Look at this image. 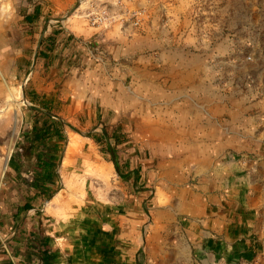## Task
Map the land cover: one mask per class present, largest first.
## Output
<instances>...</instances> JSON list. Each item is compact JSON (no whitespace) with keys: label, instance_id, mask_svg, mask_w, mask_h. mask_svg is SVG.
I'll list each match as a JSON object with an SVG mask.
<instances>
[{"label":"crops","instance_id":"obj_1","mask_svg":"<svg viewBox=\"0 0 264 264\" xmlns=\"http://www.w3.org/2000/svg\"><path fill=\"white\" fill-rule=\"evenodd\" d=\"M93 1L107 4L114 20L89 26L90 5L78 18L69 16L78 0H48L47 7L37 2L40 16L32 23L21 15L25 39L35 41L25 73L29 108L50 113L48 123L61 125V137L68 125L90 127L86 134L73 131L74 141L101 140V148H113L124 178L107 160L108 171L140 189H154L148 240L138 245L135 229L141 221H131L129 245L118 248L116 264H255L264 259V70L220 71L212 39L208 52L188 51L198 39L187 36L181 0ZM1 15L4 34L11 12ZM2 96L0 88V106ZM45 119L21 118L27 131L12 144L11 124L0 118V264H39L29 242L36 243L38 235L50 237L47 250L53 254L59 253L56 241L65 238L55 229L24 234L18 229L23 215L2 212L11 208L19 188L16 177H27L33 185L35 159L24 156L20 146L31 126ZM60 140L52 138L57 151ZM69 149L70 156L80 146L69 143ZM32 185L30 199L37 201L42 195ZM5 221L15 225L13 230ZM81 245L69 244L77 257L72 264H86Z\"/></svg>","mask_w":264,"mask_h":264},{"label":"rangeland","instance_id":"obj_2","mask_svg":"<svg viewBox=\"0 0 264 264\" xmlns=\"http://www.w3.org/2000/svg\"><path fill=\"white\" fill-rule=\"evenodd\" d=\"M47 1L0 0V20H3V12H11L9 30L3 34L0 29V88L3 91L0 118L8 120L11 124L9 137L12 144H15L22 131H27L28 127L20 124L21 118L28 121L32 118L28 110L29 76L25 70L34 52L35 41L25 39L21 14L32 10L37 2L47 7ZM82 2L83 0H78V3L71 7L69 16L78 18L88 5L91 9L108 10L109 7L99 1L90 0L77 11ZM116 4L125 7L121 2ZM184 8L187 36L198 39L195 46L194 43L188 45V51L193 52L196 47V51L208 52V44L212 39V52L218 55L216 63L220 71L264 70V0H181V9ZM50 15L49 13L48 16ZM169 17L172 19L173 14ZM15 97L18 100H15ZM64 129L66 133H63L57 143L59 148L54 160L59 180L48 189L49 193L56 191L54 195L48 199L49 193H46L37 201L31 200V181L27 177L19 176L16 177L19 188L15 190L16 194L10 201L11 208L5 207L2 212H14L25 200L31 201L27 206L29 210L22 214L24 220L20 222L18 229L24 234L33 230L44 234L55 229L56 234L65 237L56 241L59 253H51L54 258L52 264H72L77 257L75 255L73 258L74 253L68 249L69 244L77 241L81 245V239L85 238L86 264L108 263L109 259L97 250L99 246H103V249L107 246L106 255L115 262V257L120 255L118 248L129 245L127 238L134 223L131 221H141L135 229L138 245L143 246L148 240L147 217H150L153 211L149 201L154 196V189H140L131 182L121 180L114 171H108L105 162L109 161L110 156L105 153L104 147L101 148L93 142L83 144L82 141H74L76 136L73 131L86 134L90 127L68 125ZM69 143L80 146V149L70 156V149L67 151ZM28 166V163L25 164V167ZM14 176L11 174L8 178L13 179ZM2 180L3 183L7 180L6 174ZM32 207L37 210H31ZM5 226L12 230L15 227L13 223L6 221ZM46 244L50 247V237ZM255 264H264V259L261 258Z\"/></svg>","mask_w":264,"mask_h":264},{"label":"trees","instance_id":"obj_3","mask_svg":"<svg viewBox=\"0 0 264 264\" xmlns=\"http://www.w3.org/2000/svg\"><path fill=\"white\" fill-rule=\"evenodd\" d=\"M26 12L22 13L23 21L32 23L36 21L40 16L39 6H34L32 11L29 14ZM31 112V117L33 118H46L40 125H32L28 134L26 135V144L20 146L23 150L24 156L27 158L29 156H34V164H33V174L34 181L32 188L36 190V195L44 196L46 193H49V187L55 182L59 180V176L56 170V166L54 165V160L56 158V146L52 141L53 137H61L62 127L61 125H55L53 123H48V120L51 118L50 113L43 114L40 111H37L33 108H28ZM40 119L35 120V123H38ZM98 145H102V141L99 139L92 138ZM115 145H117V140H114ZM105 153L110 156L109 161L113 164L114 169L117 175L120 178H124L119 172V164L118 159L115 155V152L111 146H106ZM35 154V155H33ZM29 160V159H28ZM56 191L50 192L47 194V198L50 199ZM29 210L26 206L22 209L19 207L16 209V214H23L25 211ZM35 242H29V247L35 250V257L40 261L39 264H52L54 258L51 257V253L47 250V242L48 238L44 236H37ZM81 244L86 252V238L82 239ZM107 246L103 249V246H99L97 249L100 254L104 255L105 258L109 259L106 264H116L115 262L108 258L106 254L108 251H105ZM104 250V251H103ZM141 255V252H140ZM86 257V254H85ZM33 258L28 254V261L32 262ZM112 261V262H111ZM35 264V261L33 262ZM136 264H142V261H136Z\"/></svg>","mask_w":264,"mask_h":264},{"label":"built area","instance_id":"obj_4","mask_svg":"<svg viewBox=\"0 0 264 264\" xmlns=\"http://www.w3.org/2000/svg\"><path fill=\"white\" fill-rule=\"evenodd\" d=\"M85 18L88 21L89 26L98 27L104 24H108L114 20L113 14H111L107 9H91L85 15ZM134 25H137V22H134ZM264 178V176H263Z\"/></svg>","mask_w":264,"mask_h":264},{"label":"bare ground","instance_id":"obj_5","mask_svg":"<svg viewBox=\"0 0 264 264\" xmlns=\"http://www.w3.org/2000/svg\"><path fill=\"white\" fill-rule=\"evenodd\" d=\"M15 100H18V98H17V97H15Z\"/></svg>","mask_w":264,"mask_h":264}]
</instances>
